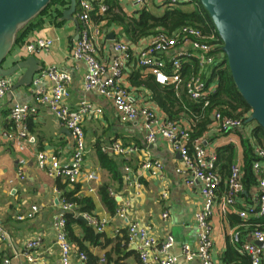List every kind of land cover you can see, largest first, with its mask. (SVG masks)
<instances>
[{
    "label": "crops",
    "instance_id": "1",
    "mask_svg": "<svg viewBox=\"0 0 264 264\" xmlns=\"http://www.w3.org/2000/svg\"><path fill=\"white\" fill-rule=\"evenodd\" d=\"M118 2L122 10L129 16L135 14L140 8L128 0H118ZM162 2L164 0H146L145 5L155 6ZM98 3L100 6V2ZM68 5L69 0H51L36 17L23 26L17 32L15 43L4 66H10L31 55L32 53L26 50L27 43L37 38L49 39L51 45L46 50H40L33 55L40 60L42 69L53 66L70 75L69 96L66 99L68 106L75 108L81 100H85L94 109L99 110L88 113L82 121L86 148L83 168L94 170L98 175V181H80L76 185L79 186L77 197L90 198L94 205L92 213L108 220V224L102 232L105 238H101L98 245H91L88 242L86 245L94 255L98 256L101 264L105 263L108 253L112 258L109 264H138V254L133 243L127 242L124 245L122 242V245L118 247V253H115L114 242L111 241L117 236L118 238L122 237L126 232V221L116 216L115 213L120 205L128 203L126 216L129 221L149 226L158 238L162 239L167 234L174 236L172 252L178 255L177 264H198L197 260H185L180 253L184 243L194 245L197 240L194 213L202 206L200 184L195 183L193 186H188L184 183L183 175L176 171V168L182 164L180 154L173 150L165 139L158 138L155 142L148 143L145 139V130L140 122L120 121L111 99L94 90L83 89L86 63L70 56V49L78 38L76 36L79 30L72 20L63 17V11ZM189 7L192 9L193 5L189 4ZM93 24L101 30L96 38V56L102 62H108L115 57L113 44L117 40L126 41L134 53L143 47L145 37L132 42L125 35L122 27L115 23L108 26L104 25V21L93 22ZM160 55L167 58L166 54L160 53ZM22 71L23 69H20L9 77L11 86ZM133 71H138L140 78H145L148 74L152 75L146 69L139 67L132 59L124 65L123 84L135 95L140 105L154 103L151 92L147 88L142 85L134 86L130 82ZM36 74L34 77L37 76ZM31 86L32 83L14 90L10 88L0 98V223L9 236L6 242H0V256L9 258L10 264H42L44 262L60 264L59 250L55 245L52 232V221L60 211L61 191L57 182L67 183L60 177H50L45 170L40 169L36 164V154L44 150L54 153L61 162H66L73 150V140L70 132L60 123L53 112L38 102L36 94L30 89ZM51 86L52 82L49 80H44L41 83V87H45L47 90ZM15 103L28 104L36 109V112L25 121L28 132L34 136L35 140L32 143L24 141L23 149H19L4 135L5 132L12 130L9 110ZM157 108L158 115L166 117L158 106ZM181 121L187 122L185 119ZM254 126L255 123L252 122L243 125L234 132L225 133L214 131L209 127L201 137L204 146L209 150L215 151L218 146L233 144L232 163H239L242 167L243 187L236 196V206L240 208L250 205L257 194V185L244 181L247 159L244 155L243 143L245 144L246 140L252 151L253 147L257 145L253 138ZM115 142L123 146L132 145L136 147V150L129 154H118L110 149L103 150L104 147ZM104 152L115 162L114 164L121 174V183H118L112 174L104 169L99 157L100 153ZM149 158L159 159L163 163L161 177H153L141 167V164ZM20 160H24L25 163L20 164ZM20 166H22V175L19 176ZM127 177L137 179L141 187L137 189L130 185ZM104 182L109 183V194L118 203L115 213L109 212L99 193L98 189ZM66 186L71 187L68 184ZM226 191L224 183H220L218 196L213 204L210 217L213 236L212 256L224 263L223 257L228 243L234 246L229 232L241 223V219L235 212L221 210L220 201ZM164 192L166 197L162 196ZM32 206L37 207L32 217L22 220L16 218L18 214L30 211ZM163 212H167V218H162ZM75 215L78 216V214ZM72 227L75 232L81 234L75 224ZM240 228L243 234L242 238L248 240L245 238L246 226ZM35 235L41 236L42 241L34 251L37 261L31 263L24 255L25 243ZM180 257L183 260H180Z\"/></svg>",
    "mask_w": 264,
    "mask_h": 264
},
{
    "label": "built area",
    "instance_id": "2",
    "mask_svg": "<svg viewBox=\"0 0 264 264\" xmlns=\"http://www.w3.org/2000/svg\"><path fill=\"white\" fill-rule=\"evenodd\" d=\"M93 1L100 2L99 12L106 8L103 0H77L75 17L79 21L78 38L70 49L71 58L83 60L86 63V72L83 78V89L94 90L112 100L122 122H140L145 130V139L148 143L158 138L165 139L173 150L180 154L182 164L176 171L183 175L184 183L193 186L200 184L202 206L194 213V223L197 229V240L194 245L184 243L180 255L187 261L197 260L198 264H241L240 262L224 263L212 256L213 236L210 217L213 204L218 196L220 174L217 166V156L214 150L207 149L203 138H191L190 126L184 121H175L161 117L157 113L154 103L140 105L135 95L123 84L124 65L134 59L136 64L152 74L154 80L161 85H172L175 90L182 88L193 100L203 107L210 105L211 96L217 90L216 80H210L215 65L222 60L220 45L216 43L214 32H203L200 28L183 25L172 33L159 31L144 38L143 47L136 53L132 51L126 41L117 40L113 44L115 57L108 62L100 61L96 56V38L101 30L90 19L93 10ZM142 7L146 0H128ZM169 3L191 0H164ZM51 40L37 38L26 44L29 53L46 50ZM160 53L166 54L167 58ZM167 61H166V60ZM193 60L192 70L187 78L182 75L183 62ZM168 62V66H167ZM32 81L31 91L37 96L38 102L48 107L56 118L70 132L73 140V150L66 162H61L51 152L39 151L36 154V164L46 171L50 177L62 178L68 185L80 181L97 182L98 175L94 170L83 168L86 154L85 135L82 128L83 118L90 112H98L92 105L81 100L75 108L68 106L66 99L69 96L68 86L70 75L56 67L50 66L39 71ZM44 80L52 82L49 90L41 87ZM11 81L8 76H0V98L10 90ZM36 109L28 104L15 103L10 107L9 119L12 123L11 131L4 135L14 142L19 149H23L24 141L34 142L35 138L28 132L26 118L33 115ZM212 122L210 128L217 132H234L244 125L242 118L223 115L219 107L211 110ZM112 150L118 154H129L136 150L134 146H123L113 143L103 150ZM254 159L252 170L256 176L257 194L250 205L241 208L236 206V196L242 191V167L233 163L227 178V191L220 201L223 212H235L241 219L240 225L230 230L232 243L240 254L249 258L248 264H261L264 253V144L253 147ZM20 160V164H24ZM141 167L153 177H161L163 163L159 159H146ZM18 175H22V166ZM130 185L139 189L137 179L127 177ZM166 197V193H162ZM60 211L52 221V232L55 245L59 250L60 264H86L85 252L76 248L68 239L66 231V214L73 212L80 215L97 232H103L108 220L100 218L92 212H78L75 203L67 200L60 193ZM128 203L120 205L115 215L126 221L127 242L135 245L138 254V264H177L178 255L172 252L174 236L167 234L158 238L149 226L140 225L136 221H129L126 216ZM37 207L32 206L25 214H18L17 219L30 218ZM167 218V212L162 213ZM257 220V221H256ZM246 226L245 233L248 240L242 238L240 227ZM9 239L6 229L0 223V242ZM41 236L35 235L25 243L27 260L31 263L37 261L34 251L40 246ZM263 243V246L257 244ZM0 264H10L9 258L0 256ZM42 264H48L46 262Z\"/></svg>",
    "mask_w": 264,
    "mask_h": 264
},
{
    "label": "trees",
    "instance_id": "3",
    "mask_svg": "<svg viewBox=\"0 0 264 264\" xmlns=\"http://www.w3.org/2000/svg\"><path fill=\"white\" fill-rule=\"evenodd\" d=\"M106 8L103 12H99L98 1H93V10L90 12V19L95 23L104 21V25L108 26L113 23L122 27L125 35L130 41H137L141 38L148 37L159 31L167 33L174 32L177 28L183 25H191L200 28L203 32L212 33L216 36V43L221 45L222 42L218 37L213 23L207 12L201 7L198 0L178 1L176 3L162 2L159 5L148 6L143 5L138 8L135 14L129 16L121 8L118 0H103ZM189 4L193 7L190 9ZM220 50V49H219ZM166 60V59H165ZM167 61V60H166ZM193 60L183 62L182 75L187 78L192 70ZM168 66V62H167ZM138 71H133L130 76V82L134 86H144L151 93L153 102L159 107L163 114L172 120L180 121L187 120L190 125L191 138H199L209 129L212 117L211 110L213 107H219L223 115L242 118L244 121L250 113V108L245 103L239 94L228 69L225 55L219 64L215 65L211 74V79L215 78L217 82V90L211 96L210 105L203 107L199 102L191 99L185 90L180 88L175 90L172 85H161L156 82L152 75H147L145 78L139 77ZM248 123H244L246 125ZM253 138L257 144H264V130L255 124L253 127ZM244 155L247 159L245 168L244 181L255 183L256 176L251 169L253 151L250 145L243 143ZM217 156L218 172L220 174V183H224L227 189L225 178H228L230 167L233 164V144L218 146L215 149ZM100 160L104 169L108 170L112 176L121 183V174L117 170L115 162L107 155V153H100ZM57 186L61 191V195L67 200L75 203V210L79 212H92L94 209L93 202L88 197H77L79 186L74 184L67 187V184H60ZM219 183V185H220ZM109 183L104 182L99 187V193L110 213H115L117 201L109 194ZM257 221V220H256ZM75 224L81 231V234L75 232L72 225ZM66 231L69 241L80 251L85 252L87 256L86 264H101L98 256L94 255L86 245H98L101 238H105L102 232H96L85 220L78 218L73 212L66 214ZM119 240V241H118ZM114 242L113 250L118 253V247L127 244L126 232L120 238L118 236L111 240ZM112 258L109 253L106 254V261L103 264H109ZM223 261L225 263L240 262L241 264H248L249 258L245 254H240L236 246L228 243ZM262 264H264V253L262 256Z\"/></svg>",
    "mask_w": 264,
    "mask_h": 264
},
{
    "label": "water",
    "instance_id": "4",
    "mask_svg": "<svg viewBox=\"0 0 264 264\" xmlns=\"http://www.w3.org/2000/svg\"><path fill=\"white\" fill-rule=\"evenodd\" d=\"M50 1L0 0V76L10 77L23 69L11 90L30 85L34 75L42 69L40 60L33 54L10 66H4V62L15 43L17 32ZM198 1L222 42L220 50L225 55L233 83L250 108L244 122H254L264 130V0ZM76 7L77 0H69L63 17L72 20L79 30L78 19L74 16ZM78 218L83 219L80 215ZM257 244L263 246V243Z\"/></svg>",
    "mask_w": 264,
    "mask_h": 264
},
{
    "label": "rangeland",
    "instance_id": "5",
    "mask_svg": "<svg viewBox=\"0 0 264 264\" xmlns=\"http://www.w3.org/2000/svg\"><path fill=\"white\" fill-rule=\"evenodd\" d=\"M254 123V122H253ZM181 259L180 260H183V258L182 257H180Z\"/></svg>",
    "mask_w": 264,
    "mask_h": 264
}]
</instances>
